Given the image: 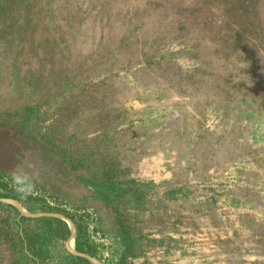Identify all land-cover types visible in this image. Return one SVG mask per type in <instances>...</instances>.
Listing matches in <instances>:
<instances>
[{
	"label": "rangeland",
	"instance_id": "1",
	"mask_svg": "<svg viewBox=\"0 0 264 264\" xmlns=\"http://www.w3.org/2000/svg\"><path fill=\"white\" fill-rule=\"evenodd\" d=\"M29 159L0 264L10 229L20 264H84L42 216L92 264H264V0H0V181Z\"/></svg>",
	"mask_w": 264,
	"mask_h": 264
},
{
	"label": "trees",
	"instance_id": "2",
	"mask_svg": "<svg viewBox=\"0 0 264 264\" xmlns=\"http://www.w3.org/2000/svg\"><path fill=\"white\" fill-rule=\"evenodd\" d=\"M0 185H2V188L5 190L4 193H1L3 197L14 198L18 200L22 205L28 206L29 209H33L30 207V203L34 199L32 198V196H28L26 199L22 198L14 190L11 184L6 180L0 181ZM44 209H46V211H49V212H60L66 215L68 218H70L73 221L76 227V230H77V236L75 239L76 249L81 252H87L93 255H97V251L93 250L94 245L91 244L89 238L86 236L83 230L82 222L78 218H76L74 214H72L65 208H57L51 205L45 206ZM25 219L32 220V218H26L24 215H20V220H25ZM35 219L38 221L42 220V221L49 223L50 231L52 232V237L57 242L56 245L58 249L60 250V254H61L60 256L63 257V259L69 258L72 260V263H77L79 261V262H83L84 264H92L91 261H89L87 258L82 257V256H75L74 254H72V252H70L67 249L66 242L70 238L71 227L66 220L59 218V217H46V216H42V217L35 218ZM10 233H11V240H12L10 253L11 255L16 256V258L18 259V263L16 264H20L22 260V255L20 251L17 249L18 244L16 242V239L13 238L14 233L12 232V229H10ZM2 253H4L3 250L0 251V260H2L4 257ZM38 256L39 258L41 257L40 255ZM43 257H46V255H43Z\"/></svg>",
	"mask_w": 264,
	"mask_h": 264
},
{
	"label": "clouds",
	"instance_id": "3",
	"mask_svg": "<svg viewBox=\"0 0 264 264\" xmlns=\"http://www.w3.org/2000/svg\"><path fill=\"white\" fill-rule=\"evenodd\" d=\"M41 179V170L37 161L24 160L9 173V181L14 190L27 198L37 188Z\"/></svg>",
	"mask_w": 264,
	"mask_h": 264
},
{
	"label": "bare ground",
	"instance_id": "4",
	"mask_svg": "<svg viewBox=\"0 0 264 264\" xmlns=\"http://www.w3.org/2000/svg\"><path fill=\"white\" fill-rule=\"evenodd\" d=\"M69 245H70L71 248H73V246H74V241H73V240L70 241V242H69Z\"/></svg>",
	"mask_w": 264,
	"mask_h": 264
}]
</instances>
